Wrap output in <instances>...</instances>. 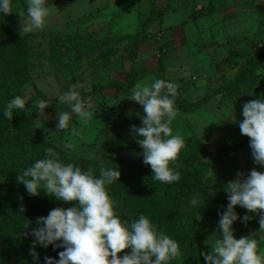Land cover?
Returning <instances> with one entry per match:
<instances>
[{
	"label": "rangeland",
	"instance_id": "1",
	"mask_svg": "<svg viewBox=\"0 0 264 264\" xmlns=\"http://www.w3.org/2000/svg\"><path fill=\"white\" fill-rule=\"evenodd\" d=\"M178 1L191 0H155V5L166 10L170 5H177ZM13 3L17 10L25 11V17L14 11L0 17V27L6 26V31L20 36L26 43L27 61L31 70L28 81L22 86L25 101L38 96L37 92L47 99H57L71 88L80 93L81 98L91 105V111L95 113L87 125H83L76 114L70 113L69 127L63 132L56 130L57 115L52 116L45 111L44 116L40 117L37 113L32 132L62 149L107 164L111 158H101V140L104 134H99L98 137L97 134L107 121L106 110L121 104L123 110L109 119L108 125L113 122L119 129L117 132L124 144L122 152L130 155L135 163L150 168L143 163V149L137 143L142 137H134L131 132L132 125H142L144 115L143 107L133 106L132 104L138 103L126 97L134 86L118 94L114 87L108 85L111 82L126 81L125 72L130 67L126 42L115 45L108 60H103L99 55L105 46L88 49L95 40L134 33L138 0H48L50 15L45 27L28 32H21L23 23H27L26 0H13ZM193 7L202 8L205 16H198L196 20L186 18L190 15V6L166 13L160 22L157 20L151 25L148 40L139 47L137 54L138 63L144 62L143 68L137 65L138 72H148L138 81L146 77L173 83L179 79L185 80L178 81L183 86L178 93L188 101H194L202 93L227 82L244 65L243 59L230 64L221 63L230 50L238 49L248 53L255 42L264 44V27L259 25V21L264 18V0H194ZM183 20L185 21L182 23ZM157 36H160L159 39ZM84 51L88 52L84 54ZM61 53L64 56L53 62V56ZM100 85L104 87L93 92V87ZM261 95H264V68H259L254 73L246 92L234 96V103L224 101L219 104V96H216L193 113L184 112L174 104L177 115L171 124L172 134L183 139L197 135V144L203 143L204 152L200 154L202 151L198 145L187 150L195 154L202 163L212 161L221 146L228 147L223 158L206 169V181L203 182L201 191L207 186V194L222 189L227 195L224 185L235 179L238 172L247 175L253 168L264 172V167L254 163L249 137L240 133L238 124V121L243 120V104ZM65 108L66 110L61 111H69L67 105ZM111 128L110 126L109 129ZM205 136L206 139L202 141ZM115 139V133L109 131L108 142L117 146ZM176 163L182 166L180 160L171 165ZM7 182L8 179L0 175L1 194L5 192L4 184ZM235 209L241 217L246 214V210L240 206ZM247 214L252 218L259 215ZM216 228L215 235L207 236L209 241L213 242L218 237V226ZM238 229L234 228V235L238 233ZM258 229L259 223L250 226L246 234H252L258 243H264L261 241L264 233L257 231Z\"/></svg>",
	"mask_w": 264,
	"mask_h": 264
},
{
	"label": "clouds",
	"instance_id": "2",
	"mask_svg": "<svg viewBox=\"0 0 264 264\" xmlns=\"http://www.w3.org/2000/svg\"><path fill=\"white\" fill-rule=\"evenodd\" d=\"M48 0H26V20L21 32L45 27L50 9ZM19 11L13 0H0V17ZM150 80V82H149ZM178 85L159 78L146 77L138 81L126 96L143 107L142 125L131 126L134 137H142L137 143L143 149V163L152 170V179L172 184L180 179V173L170 165L186 148L185 140L172 134L171 124L177 110L174 106ZM59 104L67 105L69 111L57 112L56 130L63 132L69 127L71 115L76 114L83 125L95 115L91 105L83 100L78 91L69 89L57 97ZM26 101L20 95L12 98L3 110V117L11 120L14 112L20 113ZM45 99L33 102L35 112L44 116L50 106ZM243 120L238 121L240 133L249 137L253 161L264 167V95L246 101L242 106ZM116 167L100 166L99 174L88 168L83 170L73 163H64L53 147L45 149L42 158L34 160L18 176L29 195H46L64 202H75L68 208H54L47 216L36 219L32 229L34 237L30 255L33 264H39L36 246L57 253L58 259L45 256L43 264H171L182 252L176 240L160 231L155 223L144 215L129 221L122 219L117 210L118 202L109 195V187L120 180ZM227 205L219 215V235L208 243L210 252H200L205 264H264V243H258L252 234L236 238L233 224L237 220L247 223L251 216L259 213V229L264 233V172L253 168L245 175L224 185ZM205 197H193L190 206H199ZM236 206L246 210L242 217ZM22 211V210H21ZM264 242V237H261ZM130 249L121 256L122 250Z\"/></svg>",
	"mask_w": 264,
	"mask_h": 264
},
{
	"label": "trees",
	"instance_id": "3",
	"mask_svg": "<svg viewBox=\"0 0 264 264\" xmlns=\"http://www.w3.org/2000/svg\"><path fill=\"white\" fill-rule=\"evenodd\" d=\"M188 2L178 1L177 5H170L166 10H163L156 7L155 0H138L137 25L134 33L113 35L92 42L88 49L105 46L99 54L103 60H108L112 56L115 45L126 42L130 61L129 70L125 72L126 81L108 84L115 88L116 93H124L130 90L138 80L148 73L146 70L143 73L138 72L139 67L137 65L143 68L144 62L138 63L137 54L139 47L148 40L149 28L155 21L159 20L160 22L166 13L183 9L186 6L191 7L190 15L186 18L196 20L198 16H205L206 13L202 8L193 7L194 0ZM259 25L264 27V18L259 21ZM73 37L77 38L76 36ZM77 39L82 38L78 37ZM255 43L254 46L258 44V42ZM253 47L248 53L232 49L222 59V64L234 63L239 59L244 60V65L234 72L230 80L202 93L194 101H188L182 97L178 90L180 91L183 86L178 87L174 104L184 112L193 113L207 105L216 96H219V104L224 101L234 103V96L246 92L254 73L259 68H264V44H261V49L258 51L253 50ZM87 52L84 51L83 53ZM63 56L62 53L59 56H53L52 61L54 62ZM27 60L28 51L24 40L20 36L12 35L6 31V26L0 27V175L8 179V182L4 184L5 190L3 192H5L1 194L2 191H0V264H33L29 253L34 239L31 231L37 226L36 219L40 216H47L50 210L54 208L66 209L75 204L74 201L56 200L54 197L46 195L43 189L40 190L39 195H29L23 183H18V176L34 160L42 158L45 149L48 147H53L64 163H73L83 170L92 168L96 170V175L99 174L100 166L119 168L120 180L114 181L109 187V195L118 202L117 210L121 213L122 219L132 221L138 219L140 215H144L155 223L160 231L176 240L182 256L178 260H173L171 264H205L203 256L199 253L210 252L208 243L212 241H209L207 236L210 235L211 237L216 234V227L220 218L218 213L224 210L228 201L227 195L222 189H216L207 194L209 188L206 186L201 191V187L206 181L204 179L206 169L213 162L222 159L228 147L221 146L216 152L214 161L202 163L195 154L187 149L193 145H198L202 151L200 154H202L205 147L203 143L197 144L199 141L197 135H190L184 139L186 148L181 151L177 158L181 161L182 166H178L177 163L173 166L170 165L180 173V179L172 184L154 181L151 176V168L135 163L130 155L122 152L124 144L117 132L119 129L113 122L110 125L112 128L109 129V119L117 116L123 110L119 104L106 110L105 118L107 121L97 134V137L99 134H104L103 140H101V158L110 157L111 159L107 164L62 149L42 137H37L32 132L33 121L37 116L33 102L37 99L48 100L51 104L45 111L55 116L58 110H66V105L59 104L57 99H47L40 92H37L38 96L26 101L25 108L20 113L14 112L11 120L2 115L6 104L12 98L17 95L23 98L22 86L28 81L31 70ZM178 81L185 82L181 79L176 82ZM176 82L174 83L176 84ZM100 87L104 86H94L93 92ZM132 105L141 106L139 104ZM109 131L115 133L117 146L108 142L107 134ZM205 139L206 136L202 141ZM214 186L215 183L213 188H215ZM200 192L201 195H199ZM194 196L205 197V202L202 200L199 206H190L189 201ZM258 220L259 215L250 219L246 224L237 220L234 222L233 228H239V231L234 236L236 238L246 236L247 229L256 225ZM62 250L63 248H58L54 251L51 246L44 249L37 245L36 251L40 257L39 264H43L45 256L58 259L57 253ZM129 251L130 249L122 250L119 255L122 256L124 252Z\"/></svg>",
	"mask_w": 264,
	"mask_h": 264
},
{
	"label": "built area",
	"instance_id": "4",
	"mask_svg": "<svg viewBox=\"0 0 264 264\" xmlns=\"http://www.w3.org/2000/svg\"><path fill=\"white\" fill-rule=\"evenodd\" d=\"M159 37H160V36H157V39H159ZM260 47H261V44H258L257 47L255 48V51H258L259 49H261ZM157 56H159V55L157 54ZM177 85H178V87H181V86H182V85L179 84V83H178Z\"/></svg>",
	"mask_w": 264,
	"mask_h": 264
}]
</instances>
